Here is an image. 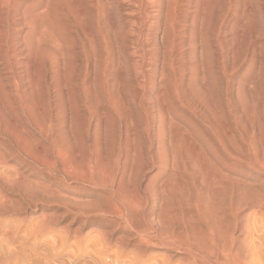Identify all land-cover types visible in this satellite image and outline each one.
<instances>
[{
  "label": "bare ground",
  "instance_id": "1",
  "mask_svg": "<svg viewBox=\"0 0 264 264\" xmlns=\"http://www.w3.org/2000/svg\"><path fill=\"white\" fill-rule=\"evenodd\" d=\"M78 1L0 0V190L15 185L24 196L42 197L50 188L42 166L54 164L62 179L57 196L67 197L60 193L67 182L101 189L107 206L84 207L102 223L119 222L127 240L118 236L114 247L103 233L84 243L76 228L74 236L60 235V251H79L87 264H171L177 249L191 264H264V82L256 58L234 85L228 71L236 59L228 66L221 50L217 75L225 80L217 82L211 39L221 47L223 20L213 18L209 0H192L190 13L187 0H165L164 33L155 40L143 27L159 23L164 0H82L79 10ZM255 127L260 144L246 143ZM244 209L251 211L245 218ZM20 242H4L0 264L29 260L34 248ZM128 246L136 254L126 261ZM152 247L167 254L150 258Z\"/></svg>",
  "mask_w": 264,
  "mask_h": 264
},
{
  "label": "rangeland",
  "instance_id": "2",
  "mask_svg": "<svg viewBox=\"0 0 264 264\" xmlns=\"http://www.w3.org/2000/svg\"><path fill=\"white\" fill-rule=\"evenodd\" d=\"M187 1L188 2L186 4V11L185 12H189L190 13L191 10H192V7H193L192 6L193 5V3H192L193 1L192 0H187ZM189 1H191V2H189ZM237 1L238 0H217V1L216 0H209L208 10L212 13L214 19L218 18V19H220V21L223 20V24H221V28L223 29V27H224V29L223 30L221 29V32L219 33V37H220V41H221V47H219L217 45V42H216V40L214 38L211 39V49L213 50L211 52V54H212L211 56H212V61L214 62L213 63V66H214L213 69L216 70L215 79L218 80V81L216 80L218 83L224 82V80H225L224 76L218 77V75H217L218 71H219V66L221 64L220 63L221 62L220 51L222 50L221 51L222 54H227V52H228V55H227L226 59L223 58V60L225 61V63H227L228 66H233V64H232L233 63V58L236 59L234 61L238 65V66H236L237 67L236 69H234V70L233 69H231V70L229 69V71H228L229 72L228 77L231 75L229 77L230 78L229 81H230L231 84L234 83V85H237V82L244 77L243 75L246 72V68H247V66L250 63V59H251L252 56H254L256 58V60H257V67L259 68V74H260L259 77L261 78V81L264 82V0H247L245 2H243L244 0H239L240 2L238 1V3H236ZM27 2H30V0H27ZM78 2H79V6L77 4L76 5H77V9L79 10V8L82 7V0H80ZM163 3L164 4L162 5V14H161V17H160V21L161 22L160 21H159V23L151 22L152 25L149 22V24L147 23V25L143 27V30H145L143 32L144 33L147 32L149 35H147V34L146 35L149 36L153 40H155L157 38L159 39V37H162L163 33H164L162 31H164V29H165L164 28L165 27L164 26L165 25L164 22H165V17H166V12H164L165 9H166L165 8V6H166L165 0L163 1ZM228 3L230 4V7H232V8L229 7ZM243 3H244L245 6L243 5ZM249 5H251V6H249ZM217 7H219V8L217 9ZM163 8H165V9H163ZM252 8H253V10H252ZM74 9H75L74 10L75 12L78 11L76 9V7H74ZM229 11H231V12H229ZM235 12L238 15H234ZM189 13L186 14V18H188V14ZM188 19H186V21ZM232 20H235L237 22V23H235L236 28H235V26H233ZM244 20H246V21H244ZM187 22L188 23H183L182 32L184 34L182 35V40L183 41H182V48H181L182 60H183V62L184 61L185 62L183 63L182 60H181V63H180L181 67H182V64H184V66L182 67L183 68L182 71H181L182 74H181V72L179 73V74L183 75V76H181V79H182L183 82L186 81L185 79L187 78V76H185V75H188L187 74L188 73V67H189L188 65H189V60H190V57H189L190 47H189V42H188L189 41V35H188L189 20ZM242 22H244V23H242ZM184 24H185V26H184ZM237 24H239V25H237ZM186 26H187V28H186ZM232 27H233L234 31H229V28H232ZM156 28H157V30H156ZM185 28H186V30H185ZM226 30H228V31L226 32ZM197 36H198V38H200L199 34ZM225 39H228V40L226 41ZM224 41H226V42H224ZM232 41H234V43ZM77 47H78V44L74 45L73 46L74 49L72 48V51L73 52L75 51V53L77 52V54H78L80 49H79V47L78 48ZM218 48H219V50H218ZM227 49H228V51H227ZM232 51L233 52L235 51L234 56H233V52ZM258 55H259V57H258ZM80 57L81 56H77V58H76L77 64L82 63L81 62L82 58H80ZM46 64L48 65V63L45 62L44 63V67L45 68L43 67V71H42L45 83L47 81L50 82L49 80H51L50 79L51 78V74L49 73V70H48L49 65L46 66ZM159 65H160V63L158 62L157 66H159ZM45 72H46V74H45ZM48 75H50V76H48ZM46 84H48V83H46ZM261 87L264 90V83L261 84ZM149 92H150V94H149ZM149 92L147 93L149 95L153 96L155 94V90L154 89L150 90ZM237 107H238V105H237ZM238 115L241 116V119L245 118V116L243 114L238 113ZM248 129H250V128H248ZM35 135L37 136L36 133H35ZM258 138H259V131L255 127L254 128V136H253V138L251 140H249V141L247 139H245L244 141L246 143L248 142L249 144L251 143V144H254V145H256V144L258 145V144H260V141L258 140ZM44 140L45 139L40 138V141H42V145H49V142L47 141L48 139H46L45 141ZM55 166H56V168H55ZM53 167L49 168V169H46L45 166H42V180H44V182L48 186H50V188L47 190V192H43L42 197L41 196L40 197L39 196L31 197V196H26V195L24 196V194H21L16 189L15 185L12 186V188L13 187L15 188V189L13 188V191L12 190H10V191L8 190V191H6L7 192L6 193V192H3V191L0 190L2 195H5V193H6L4 198H6L7 195H8V198H6V199H3L0 196V199H1L0 202L1 201L3 202V203L2 202L0 203L1 204L0 205V247L2 245V250H0V251H2L1 253L6 252V250L3 248L4 247L3 246L4 242L8 241L9 244L11 243V244L16 246V245L21 244V242L19 243V241H22V244L24 243L27 246H33L35 252L34 251L32 252V254L34 256L31 254V256H30L29 260H27V262H26L25 258H24L25 260L23 258H19L18 259L19 264H38V263L39 264H69L70 262H71L70 264H73V263L74 264H87L85 262H87V259H89V258L86 256V257H84L82 259H79V258L82 257V256H79V255H81V252H79V251L77 252L76 256H74L76 253L73 255L72 252L62 253L60 251V249L58 247V244H59L58 241H59L60 235L62 236V235L68 234L70 236H74L76 234L74 232V230L80 229V233L82 235V236L80 235V237H82V241L84 243L86 242V240H94V239L96 240V238L99 237L98 236L99 234L102 235V237L100 236L101 238H103L104 236H106V238L109 237L110 239L109 238L108 239H109V242L111 243L112 246H114L115 244H116L115 246H117V243L120 242V241H118L119 240L118 236H121L122 239H126L127 240V238H126L127 232L125 231L127 229L123 230V227H122V225L119 222H111L110 220L105 222L103 220V223H102V222L98 221L97 219L93 218L92 213L89 210H87L86 207H84L87 204V201H88V204L90 203L89 205H95V206H99V207H102V208H105V206H107L108 202L106 200H101L98 197L99 194L103 193L101 189H99L97 187H92V186L86 185V184L84 185V184H80V183H73V182L69 183V182H67V184L65 183L64 185H61V187L63 186L62 188H64V189L62 190V188H61L59 190V191L62 190L63 193L60 192L61 194H64L65 196H67L65 199H63V197L57 196L58 195L57 194V191H58L57 189H59V184H60V182L62 180L61 176H60L59 168H58L57 164H54ZM149 169L151 170L153 168H149ZM150 170L145 172V176L143 177L144 179L142 180V187H145L146 185L149 184L147 176L150 175V172H151ZM43 171H45V173H43ZM133 176H134V174H132L129 177V179H132ZM146 180H147V183H146ZM51 189L54 191V194H53V191H51ZM14 191H15V193H14ZM55 192H56V194H55ZM1 193H0V195H1ZM22 195H23V198H22ZM68 195H70L71 197H69ZM95 195L97 196V198H96ZM9 197L10 198L13 197L12 198L13 200H14V197L17 198V199L19 198V199H18V201H17V199H15L14 201L13 200L9 201V200H11V199H9ZM60 198H62L63 200L60 199ZM85 198L86 199H91L92 201L86 200ZM59 199L62 200V204L59 201ZM96 199H97V201H100V202H97ZM19 201H21V203ZM65 201H67V202H65ZM4 204H6V205H4ZM23 205H25V207ZM69 206H70L71 209L69 208ZM63 209H65V211ZM15 210H17V212ZM87 212H88V214H87ZM250 213H251V211L249 209H244V211L242 213V217L245 216V215L247 216ZM84 216H86V217H84ZM245 217H243V218H245ZM24 218H27V219H24ZM85 218H86V220H85ZM106 219H108V218H106ZM38 222H40V224ZM24 223H25V225H24ZM34 223H36L37 227H36V225ZM21 225H23V226H21ZM67 225H69L68 229L66 227ZM201 225H200V227H201ZM15 226H17L18 228L15 227ZM32 226H33V228H32ZM78 226H79V228H78ZM19 227H20V229H19ZM100 227H102L103 229L102 228L100 229ZM113 227L115 229H113ZM202 228H204V225H202ZM33 229L34 230L36 229V230L34 231ZM63 229H65V230H63ZM66 230H67V233L65 232ZM28 231H32V232H28ZM99 231H101L102 233L99 232ZM105 231L109 232V233L111 232L112 236H108L109 233L107 235V233ZM24 233L27 234V235H25ZM29 233H31V234H29ZM38 233H40L41 235L38 234ZM85 233L88 234V235L86 236ZM103 233H105V235ZM121 233L124 235V237L122 236ZM23 234L25 236H27V237L25 238V236ZM46 237H48V238H46ZM111 237H112V239H111ZM83 238H85V239L83 240ZM71 240H73V239H71ZM114 241H116V242H114ZM33 242H34V244H33ZM124 242H126V241H124ZM13 245H10V246H13ZM169 248L171 250L173 247L169 246ZM41 249H42V253H41ZM124 252H125V254H124L125 257L124 258H125V260L127 259L126 261H128L129 259L132 258V256H130V254L131 255L136 254L135 251H133L132 246L125 247ZM176 252H177L176 256L174 258L170 259L171 264H177V263L181 264V262H183L182 261V259H183V250H180V249L178 250L177 249ZM165 254H167V252H165L163 249H160V247H152L150 249L149 254H147V256H149L150 258L161 260L162 258H164ZM4 255H5V253H4ZM67 255L70 256V257L72 256V257L69 258ZM22 256L24 257L25 255L22 253ZM73 256H74V258H73ZM128 256L130 258H128ZM33 257H35V258H33ZM180 257H181V262L179 261ZM159 258H161V259H159ZM62 259H63V261L64 260L65 261L64 262L61 261ZM85 259H86V261H84ZM68 260H70V261H68ZM76 260H78V261H76ZM184 261H186V262H183V264H186L187 262H189L187 260H184ZM90 262H88V264H90ZM128 263L129 262H127V264ZM129 264H132V263H129ZM187 264H191V263L189 262Z\"/></svg>",
  "mask_w": 264,
  "mask_h": 264
}]
</instances>
